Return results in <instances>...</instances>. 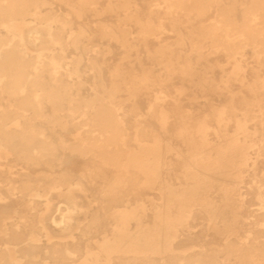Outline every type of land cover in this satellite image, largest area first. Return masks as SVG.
Here are the masks:
<instances>
[{"label": "bare ground", "instance_id": "1", "mask_svg": "<svg viewBox=\"0 0 264 264\" xmlns=\"http://www.w3.org/2000/svg\"><path fill=\"white\" fill-rule=\"evenodd\" d=\"M145 9L0 0V264H264V0ZM191 18L182 34L175 23ZM183 96L223 100L184 108ZM40 165L62 168L28 171ZM130 190L148 224L132 232L121 211L107 232Z\"/></svg>", "mask_w": 264, "mask_h": 264}, {"label": "rangeland", "instance_id": "2", "mask_svg": "<svg viewBox=\"0 0 264 264\" xmlns=\"http://www.w3.org/2000/svg\"><path fill=\"white\" fill-rule=\"evenodd\" d=\"M70 1V0H68ZM135 1V0H134ZM151 0H136V6L137 8L141 11V16L143 15V17L147 14V11L145 9V5L150 2ZM102 2L103 0H95V6L97 7H101L102 5ZM61 8L62 9H65L63 5H61ZM156 13V14H155ZM152 14V17L153 19H156V17H160L162 16L161 14L155 12ZM83 21L85 22H90L92 19H96L100 22H103V23H113V17H110L109 16V13L107 12H104V13H101L99 15H93L92 12H90L89 10H86L85 13L83 14V16L81 17ZM237 18H239V15L237 13ZM76 21V19H74ZM208 21H210V19H206L205 21H203L201 24H206L208 23ZM175 24H177V27L179 28V30L181 31V33L185 34V30H187L188 28H192V29H195L197 28L199 25V23H197V20L195 21L193 18L189 19V20H180L178 21V23L176 22ZM166 42H172L174 40L173 37H167L166 39ZM71 50V48H69ZM212 53L210 54H207V56H212L211 55ZM138 55L140 58H144L145 55H144V52L139 49V52H138ZM205 56V57H207ZM216 58H213L212 61L210 62L211 64L214 63V62H218L220 63L223 67L226 68L227 65H225V61L223 59V57L220 55V54H216ZM107 61H106V65L110 64V63H115L117 62L118 60V49L116 47H111V51L110 53L107 54ZM143 61H145L143 59ZM136 66V64L134 65ZM125 68H130L128 66H125ZM159 72L158 73H162V70H158ZM244 88V87H243ZM233 89L234 91H236L238 88L236 86H233ZM168 91H170V89H168ZM245 97L248 99L250 98V95L246 92L245 93ZM198 101L197 103H191L190 99L187 97V96H183L182 97V105L184 106V108H199V109H203V104L205 103V99L207 100H212V102L216 105H218L220 103V101L223 100L222 97L220 98H217V96H207L205 99L203 97L201 98H197ZM125 104H128V103H125ZM142 109L144 108V104L141 105ZM131 134V133H130ZM128 134V146H129V149L133 151H138V150H141L142 147L137 145L133 140H132V134L130 135ZM56 137H61V138H65V134L60 131V130H57L56 132ZM88 157V156H87ZM87 157H76L74 159V164H75V167H80V166H90V167H96L98 166L99 164V161H97L96 159H91V158H87ZM130 163L134 164L133 161H131ZM62 167L61 166H53L51 169L43 166V165H40V166H30L28 167V171L31 172L33 175L35 174H39L41 172H44V171H48V170H51V171H59ZM111 178V174L109 171H107V179H110ZM85 180L88 182H95V179L94 176L92 177H85ZM140 180H142L143 183L146 182V177H144L143 175H141V178ZM96 184V183H95ZM144 190H146V187H144ZM136 192V191H135ZM135 192L134 190H130V191H127L126 193L124 194H121V193H118L117 194V202H116V206L118 207L116 209L115 212H113L110 217L108 218L107 222H104L105 223V226L107 228V232H111V227L112 225L116 224L119 222L120 220V216H121V211H126L128 215L132 216L131 218H127L125 219L123 225L127 228V229H130V231H134L135 227L137 226H146L149 222V213H148V210L146 209V207H141L140 205H138L136 203V195H135ZM148 197V196H147ZM56 199L58 200H62V197H56ZM142 201L145 203L146 205V202H145V197H142L141 198ZM251 207H255V206H251ZM73 232H75V230H73ZM95 235V234H94ZM97 236V234H96ZM94 247V250H98L97 247L95 246H92Z\"/></svg>", "mask_w": 264, "mask_h": 264}]
</instances>
